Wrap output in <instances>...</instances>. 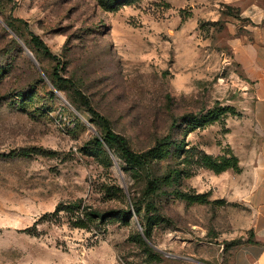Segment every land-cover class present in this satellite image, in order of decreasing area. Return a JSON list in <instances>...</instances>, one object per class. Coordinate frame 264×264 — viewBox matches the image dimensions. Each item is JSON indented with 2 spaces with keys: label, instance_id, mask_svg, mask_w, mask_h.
<instances>
[{
  "label": "rangeland",
  "instance_id": "374dc122",
  "mask_svg": "<svg viewBox=\"0 0 264 264\" xmlns=\"http://www.w3.org/2000/svg\"><path fill=\"white\" fill-rule=\"evenodd\" d=\"M227 1L0 0V264H228L248 208L202 163L232 158L240 143L245 90L229 42L231 24L247 20ZM31 34L59 60L33 53ZM57 65L75 88L53 89ZM78 92L135 151L165 141L170 155L155 160L154 176L179 170L178 188L204 196L190 203L162 185L152 231L160 261L137 238L140 219L123 213L136 183L95 145L101 128L72 107ZM91 209L107 217H87Z\"/></svg>",
  "mask_w": 264,
  "mask_h": 264
},
{
  "label": "crops",
  "instance_id": "0c3cea01",
  "mask_svg": "<svg viewBox=\"0 0 264 264\" xmlns=\"http://www.w3.org/2000/svg\"><path fill=\"white\" fill-rule=\"evenodd\" d=\"M227 3L239 7L240 17L247 20L231 24L229 42L245 90V98H238L235 105L243 115L233 136L240 143L232 144L241 173L213 174L212 179L224 184L229 178L230 198L248 208L239 233L243 242L231 249L228 264H264V0Z\"/></svg>",
  "mask_w": 264,
  "mask_h": 264
},
{
  "label": "trees",
  "instance_id": "16d2710c",
  "mask_svg": "<svg viewBox=\"0 0 264 264\" xmlns=\"http://www.w3.org/2000/svg\"><path fill=\"white\" fill-rule=\"evenodd\" d=\"M123 1L124 0H101V3L105 7L113 8L118 3ZM6 24L8 29L13 33V35L18 37L16 35L17 33H14L16 32L15 26L10 22ZM28 45L29 49L31 48L30 46L35 47V49L41 50L44 55L51 58L52 60H59L57 56H54L50 52L47 45L38 36L34 34H31V41L30 43H27V46ZM30 50H32V48ZM50 79L53 84V89L57 91V93L62 92L65 87H76L72 80L63 78L60 75L58 65L54 68ZM78 94L81 95L82 101L80 105H76L74 102H71L72 107L79 113L84 111V109L88 111L91 114L92 118L99 123V126L101 128V133H98L97 136L94 138L95 145L100 148L106 147L115 156L119 157L125 164V168L123 169L131 173L136 183L135 189L137 190L133 192V195L131 193L130 207L123 213L128 218L136 216L140 219V224L143 228V234L139 232L137 234V238L140 241V244L144 248H146V250H148L149 255L155 257L156 260L160 261V258H162V253L155 250L153 247L154 242L152 237V231L157 223L163 221V218L161 217V214L159 213L158 208L154 203L155 198L157 197V195H159L160 191L165 189V187L163 186H176L177 189L173 191L174 194L177 197L186 199L190 203H202L204 200V196H191L189 194L183 193L178 188L179 181L181 180L182 176V172L179 170L171 172L168 176H165L162 179H158L156 178V176H154L153 166L155 160L160 158H166L170 155V151L166 148L165 141L145 152L135 151L130 141L125 136L117 133L114 130L111 121L105 116L96 112L90 105L89 101L80 92H78ZM183 148L184 145L180 143V145L178 146L179 151H181ZM202 163L205 168L209 169L210 171H213L215 174L224 173L229 169L239 171V160L236 156H233L230 159L227 157L218 159L213 158L210 155H204L202 158ZM141 179L143 180V184L140 183ZM139 186H142L141 192L138 190ZM115 189L117 192H119L122 196L125 197L123 189H121L120 187H116ZM80 203L81 202H77L76 204H74L73 208L81 209ZM115 213V211L110 212L108 217H111ZM88 216L94 219L101 218L102 220L107 217L104 214H101L100 212L92 209L89 212L87 211V217Z\"/></svg>",
  "mask_w": 264,
  "mask_h": 264
},
{
  "label": "water",
  "instance_id": "95a60500",
  "mask_svg": "<svg viewBox=\"0 0 264 264\" xmlns=\"http://www.w3.org/2000/svg\"><path fill=\"white\" fill-rule=\"evenodd\" d=\"M25 49L27 50L29 56L31 57V59L33 60V62L36 64L37 67H39V63L36 60V58L34 57V55L25 47ZM96 131V130H95ZM97 133V132H96ZM139 231L143 234V228L141 226V224L139 223ZM153 246V245H152ZM154 248H156L155 246H153Z\"/></svg>",
  "mask_w": 264,
  "mask_h": 264
}]
</instances>
